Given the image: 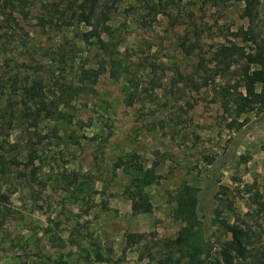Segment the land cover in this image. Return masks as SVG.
<instances>
[{"label":"rangeland","instance_id":"obj_1","mask_svg":"<svg viewBox=\"0 0 264 264\" xmlns=\"http://www.w3.org/2000/svg\"><path fill=\"white\" fill-rule=\"evenodd\" d=\"M22 1L26 9L11 19L22 28L16 43L0 48V121L11 106L14 118L20 116L19 94L6 90L14 73L17 86L34 78L50 84L58 46L73 52L74 63L60 76L58 120L33 128L3 119L0 147L9 151L16 144L11 156L21 162L19 170L28 167L22 179L14 178V169L8 180L0 178L9 210L0 224V264H158V243L189 222L210 261L226 238L217 223L233 215L264 248V123L250 114L227 129L215 85L199 92L171 87L175 70L190 72L194 62L178 44L184 30L201 27L207 51L225 40L219 27L247 26L242 4L222 10L207 0H162L166 11L143 28L137 11L143 0H117L100 41L83 43L84 26L44 29L39 21L41 1L62 8L66 1ZM0 24L7 23L0 18ZM150 63L157 77L165 71L155 89L147 84ZM137 92L151 100L142 105ZM147 169L156 180L145 188L152 211L142 213L124 190ZM192 209L195 221L186 219ZM130 233L145 239L127 247ZM148 253L154 259L139 260Z\"/></svg>","mask_w":264,"mask_h":264},{"label":"trees","instance_id":"obj_2","mask_svg":"<svg viewBox=\"0 0 264 264\" xmlns=\"http://www.w3.org/2000/svg\"><path fill=\"white\" fill-rule=\"evenodd\" d=\"M67 2L62 8L54 2L41 1L39 21L44 29L69 28L84 26L85 31L80 32L79 39L88 43L98 39L100 30L109 17L110 6L117 0H61ZM215 9L226 10L233 4H242L240 18L247 23L246 27L240 26L236 30L221 26L225 29L227 36L223 42L213 44L207 51L203 49L202 40L205 31L197 24L192 23L184 30V34L178 39L182 55L185 58L193 59L190 72H182L176 69L171 80L173 90L190 89L199 92L215 85L216 93L220 99L222 113L227 115L225 121L227 129L240 127L242 116L252 114L257 124L264 123V17L261 12L262 0H207ZM25 1L22 0H0V18L7 24H0V48L6 50L11 43H16V30L22 29L18 23H11L14 13L20 14L26 9ZM167 4L162 0H143L140 2L137 11L139 23L143 28L149 27L150 20H156L159 14L166 11ZM8 11V12H6ZM29 11L24 13L27 19ZM149 20V21H148ZM149 24V25H148ZM148 25V26H147ZM100 41V39H98ZM56 54L57 65L51 74L50 84H44L42 79L34 78L30 83L17 86L18 73L14 78L7 80V88L12 93L19 94L20 116L15 117L14 107L9 108L8 115L2 117L9 125L13 120L30 123V126L37 128L41 122H48L59 118L61 112L58 107L60 102V91L62 82L60 76L67 68L72 69L74 63L73 52H67L58 46ZM70 66V67H69ZM150 78L147 84L152 89L163 81L165 71L157 77L156 65L150 63ZM161 69V68H160ZM161 70H164L162 68ZM57 75V76H56ZM89 77L88 74L85 75ZM85 79V78H84ZM88 79V78H87ZM9 81V82H8ZM218 82V83H217ZM20 91V92H19ZM10 94V93H9ZM137 99L145 105V97L137 92ZM132 98V95L130 99ZM130 103V102H129ZM14 115V116H13ZM0 121V135L4 131L5 120ZM8 119V120H7ZM11 150L7 151L0 147V178L4 181L11 176L10 169H14L15 179L24 178L27 163H24L22 170H19V161L11 156L10 152L18 151L16 144H10ZM9 155V160L6 157ZM29 164L33 158L28 155ZM15 167V168H14ZM12 174V172H11ZM14 175V174H13ZM156 180L155 172L152 169L141 171L140 175L134 176L130 184L125 188L124 194L128 199L136 202L138 210L142 213H151L152 204L145 188ZM0 224L5 219V212L9 210L5 206L7 197L0 194ZM2 209V210H1ZM8 216V215H7ZM187 220L195 221L193 209L187 215ZM186 223V220H184ZM189 222L174 238H167L158 245L161 249V257L158 264H264V248L259 243L256 234L248 228L239 215H233L232 220L225 219L217 223L219 230L226 237L218 249V256L214 260L205 261L208 258L206 246L197 228ZM151 235H155L152 233ZM144 234L130 233L125 236L127 247L144 241ZM154 255L148 253L146 256L139 255V260L154 259Z\"/></svg>","mask_w":264,"mask_h":264}]
</instances>
